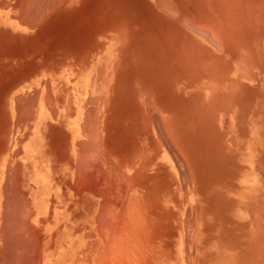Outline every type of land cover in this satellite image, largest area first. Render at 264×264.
<instances>
[{
	"label": "rangeland",
	"instance_id": "1",
	"mask_svg": "<svg viewBox=\"0 0 264 264\" xmlns=\"http://www.w3.org/2000/svg\"><path fill=\"white\" fill-rule=\"evenodd\" d=\"M134 1L128 3L126 9L112 12L116 19L103 20L117 25L95 28L96 56L103 51L110 54V59L101 65L110 73L95 75L94 90L81 104L86 113L81 125L84 132H75L76 124L69 122L55 126L31 124L39 131L32 133L29 143L23 147L24 152L31 163H36L38 150L61 151L62 163L68 168L61 177L64 192L61 197L58 190L52 188L47 192L49 197L46 196L47 183L50 185V180L45 179L48 175L31 172V192L39 195L34 198L37 210L43 211L48 205L47 214L40 223L43 232L39 236L27 232L31 238L23 230L33 223L31 202L27 204L31 214L27 221L14 217L15 222L12 218H9L10 223L5 220V230L12 232L6 231L8 237L0 235V256L5 255L0 258L5 262L14 256L15 264L24 262L29 247L37 238L38 264H43L46 251L57 247V241L51 243L52 246L47 243L48 237H51L49 242H53L62 229L71 234L81 229L85 232L89 214L94 212L96 217L100 208V212L105 210V203L108 209L109 205L114 208L123 182L133 178L136 168L142 165L151 167L153 173L142 175L143 180L138 177L137 184L133 183L131 196L138 198V213L142 218L139 221L143 225L135 232L130 231L135 235L139 231L131 247L138 255L143 253L142 257L148 258L147 264L166 244L173 250L175 264H264V0ZM183 22L189 26L184 24V27ZM59 106H62L59 111L71 110L66 96ZM2 127L3 124L1 130ZM3 130L6 132L5 148L14 149L22 143L28 124L11 122L4 124ZM90 140L93 150L87 146ZM78 145L85 148L79 151ZM89 151L94 157H88ZM81 154L94 158L95 162L84 159ZM81 157L84 160L81 161ZM78 158L81 163L87 162V167L90 163L97 164L99 170L93 173L97 169L94 165L89 172L78 167L79 164L76 173L74 167ZM100 170L105 178H101ZM97 173L100 180L104 178L107 183L99 181L106 191L100 192L101 185L99 191L98 181H90L95 187L90 182L87 183L89 187L86 186V175L94 180L97 176L93 174ZM75 175H79V181ZM118 176L119 180H124L121 179L120 191L115 188L119 180L114 178ZM75 182L78 187L84 183L85 188H76ZM90 184L96 188V194ZM13 191L16 192L14 188ZM165 200H168V207ZM56 210L63 211L61 220H54L51 212L57 214ZM0 223L1 227V220ZM13 225L22 226L20 231L28 236L23 233L22 238V232ZM47 226L52 228L50 234L45 233ZM108 233L110 239L114 233ZM16 236L22 242L18 239L17 242ZM69 236L64 237L62 246L65 248L70 245ZM23 239L26 240L23 242ZM76 239V242L80 240ZM14 241L16 253L12 250L14 246L11 247ZM180 244L184 249L177 254L182 247ZM20 249L26 252L25 256ZM122 260L123 264H128L124 263L123 255ZM114 261L117 264L119 260ZM142 262L136 259L132 264ZM159 264L166 263L159 261Z\"/></svg>",
	"mask_w": 264,
	"mask_h": 264
},
{
	"label": "crops",
	"instance_id": "2",
	"mask_svg": "<svg viewBox=\"0 0 264 264\" xmlns=\"http://www.w3.org/2000/svg\"><path fill=\"white\" fill-rule=\"evenodd\" d=\"M21 1L0 0L1 222H4L9 216L10 218L16 216H11V212L14 214L16 211L19 212L18 202L19 208L22 207V212H24L22 215L16 212L18 213L17 217L29 219L30 211H27V204L31 205L34 198L39 197L38 194L31 192L32 171L45 172L49 177L51 188L57 189L59 195L63 196L64 182L61 181V177H63L64 171H68V168L64 167L62 163L63 153L52 148L38 150V156H36L38 161L31 163L23 147L29 143L32 133L35 134L39 131L33 128L34 124L55 126L61 122H69L76 124L75 132L79 134L84 132L81 125L84 124L86 113L82 110L81 104L94 90L95 75L110 73V70L107 71L101 66L107 62V59H110V54L103 51V54L96 56L95 28L117 25L116 23H106L103 20L106 18L116 19V15H112V12L126 9L128 3L135 2L134 0ZM96 12H103V14L98 15ZM65 96L66 102L70 101L71 110L69 112L68 110L59 111V108L62 107L59 105L62 101L64 102ZM11 122L28 124V131L26 135H23L22 143L14 149L12 147L5 148L6 132L3 128L4 124ZM31 124L33 125L31 126ZM41 130L40 132H42ZM10 183L12 184V193L13 188L17 192L13 196L18 197L19 200L11 197L12 193L7 191L6 195L4 192V185L7 187L10 186ZM3 193H5V197H3ZM7 198L9 201L6 200ZM20 200L24 202H21V207ZM11 201H16V203ZM10 202L15 211L10 208ZM32 209L35 213V209ZM3 210L7 211L4 213ZM1 215L4 217V221ZM42 220L43 216L38 215L37 223H29L30 232H28H32L36 236L41 234L43 232V228L40 226ZM2 225L1 229L5 227L6 223ZM2 232L4 233L6 230L3 228L0 235L3 234ZM27 253L24 262L30 264L32 261L29 257L31 251L29 250ZM35 256L37 261L32 262L38 264L39 252H36ZM13 261L16 263L15 260ZM13 261L10 260V263ZM0 262L4 264L2 260ZM14 262L12 264H15ZM24 262L20 264H25ZM8 263L9 261L5 262V264Z\"/></svg>",
	"mask_w": 264,
	"mask_h": 264
},
{
	"label": "bare ground",
	"instance_id": "3",
	"mask_svg": "<svg viewBox=\"0 0 264 264\" xmlns=\"http://www.w3.org/2000/svg\"><path fill=\"white\" fill-rule=\"evenodd\" d=\"M31 1V0H30ZM58 1H60V0H58ZM163 1V0H162ZM161 1V3H163ZM168 1V0H167ZM167 1H164L165 3L167 2ZM21 2H24L23 0L21 1ZM43 2V1H42ZM57 2V1H56ZM160 2V1H159ZM26 3V2H25ZM29 3V2H28ZM169 3V2H168ZM24 4V3H23ZM22 5V4H21ZM161 5V4H160ZM163 6H164V4H162ZM161 5V7H163ZM166 5V4H165ZM172 4H170V6H171ZM158 7V6H157ZM165 7V6H164ZM168 8V7H167ZM172 8V7H171ZM165 11L167 10V9H164ZM170 10V9H169ZM172 10V9H171ZM168 11V10H167ZM172 13H173V10H172ZM173 14H175V13H173ZM34 16V15H33ZM171 16V15H170ZM174 18V17H173ZM42 21V20H41ZM183 25L185 24L184 22L182 23ZM185 25H187V24H185ZM185 25H184V27H185ZM189 25H187V27H188ZM123 28V27H122ZM192 28V27H191ZM193 29V28H192ZM191 29V30H192ZM190 30V31H191ZM195 30V29H194ZM193 30V31H194ZM204 30V29H203ZM192 31V32H193ZM197 31V30H196ZM200 30H198V32H199ZM204 31H206V30H204ZM198 32H195V33H198ZM202 33H203V31H201ZM194 33V32H193ZM122 34V33H121ZM205 34H207V33H205ZM203 35V34H202ZM199 36H200V34H199ZM122 37V36H121ZM208 37V36H207ZM217 45V44H216ZM238 66V65H237ZM245 73H246V71H245ZM244 76V75H243ZM35 97V96H34ZM34 99V98H33ZM19 103H21V102H19ZM29 103V102H28ZM86 104V103H85ZM26 105V104H25ZM20 107V106H19ZM24 108V107H23ZM25 112V111H24ZM89 114H91V113H89ZM85 116V115H84ZM96 119V118H95ZM20 120V119H19ZM95 121H93V123H94ZM91 123V122H90ZM86 124V123H85ZM96 124H94V126H95ZM93 127V126H92ZM156 128V127H155ZM95 129V128H94ZM96 131V130H95ZM93 134H94V132H92ZM169 134V133H168ZM90 139H91V136H90ZM92 139H94V138H92ZM75 141V140H74ZM94 142H95V140H93ZM172 141V140H171ZM170 141V142H171ZM88 142V141H87ZM90 142H92V140H90L89 141V143H87L88 145L87 146H91V144H90ZM79 143H82V142H79ZM78 143V144H79ZM90 144V145H89ZM96 144V143H95ZM94 144V145H95ZM84 145H85V143H84ZM79 146L80 145H78V148H79ZM86 146V145H85ZM96 146V145H95ZM175 146V145H174ZM92 147V146H91ZM91 147H90V149H91ZM166 147V146H165ZM168 147V146H167ZM85 147L83 146V149H84ZM94 148V147H93ZM96 148V151L98 150L97 149V147H95ZM175 148V147H174ZM80 149L81 148H79V151H80ZM83 149H81V150H83ZM86 149H88V150H90L89 148H87L86 147ZM171 149V148H170ZM91 150H93V149H91ZM176 150H178V149H176ZM84 151H86V150H84ZM99 151V150H98ZM33 152V151H32ZM79 153H81V152H79ZM83 153V152H82ZM92 153V155H89V154H91ZM94 153H96L95 152V150H94ZM179 153V152H178ZM80 155V154H79ZM87 155H88V157H90V156H93V152L91 151H89V153L87 152ZM87 155H85L84 157H83V154H81V156L84 158V159H86L87 160ZM78 156V155H77ZM81 157V161H82V158ZM86 157V158H85ZM94 157V156H93ZM175 158V157H174ZM183 158H184V155H183ZM83 159V160H84ZM88 159H90V158H88ZM180 159V158H179ZM80 159L78 158V162H76V163H78V164H76L75 165V172L77 173L78 172V167H80L81 166V168L82 169H86V170H89V172L91 171L90 169L95 165V163H93L94 165H91V163H90V165H91V167H89L90 165L88 164V167H87V165H85V163L87 164V162H85L84 163V161L81 163L80 161H79ZM94 161V158L93 159H90V161ZM177 160V159H176ZM92 161V162H93ZM184 161V160H183ZM80 162V163H79ZM95 162V161H94ZM175 162V161H174ZM185 162V161H184ZM83 163H84V165L86 166H84L83 165ZM88 163H89V160H88ZM180 163V162H179ZM80 164V165H79ZM77 165H79L78 167H77ZM83 166L85 167V168H83ZM94 167H97V169H94V172L93 173H96L97 172V170H99V168H98V165L96 164ZM180 167V166H179ZM81 168H80V170H81ZM87 168H89V169H87ZM101 169V168H100ZM85 170V171H86ZM92 170H93V168H92ZM96 170V171H95ZM183 170V169H182ZM136 171H137V173H135V175H134V173L132 174V176H134L133 178H128V180L126 179V181L125 182H123L124 183V186L122 185L123 183L121 182V179L119 180V176H118V178H114V179H117V180H119V182L117 183L118 184V186H117V184H115V181H113L114 182V184H115V188H118L117 190H121L122 189V186H123V189H122V191L121 192H119V194L121 193V195H119L120 196V198L118 199V198H116L117 200H119L118 202L119 203H117V200H116V202H115V200H114V203H113V199H112V197L114 196L113 195V193L114 192H112V197H110L109 199H110V201H112V203H113V205H114V208H113V206L110 208V205H109V209L110 210H113V209H115V211L113 210V212H111L107 207H108V205L105 203V205H107V206H105L104 205V203H102L103 205H104V207L103 208H105V210L107 211H105V210H103L102 209V211L100 212V210H101V208H100V206H99V216H97L98 215V213H96V217L94 216V212H93V210H89L90 212H93L92 214H89V216H88V220H87V226H86V231L84 232L83 231V229H81V230H78L76 233L77 234H75V233H69V231L67 230V229H62V231H59V234H57V236H55V238H54V240H53V242H49L50 241V239H51V237H48V241H47V243H54L55 241H57V247L55 248V249H49V247L47 248V250L48 251H52V252H48V251H46L45 253H46V255H45V257L44 258H46V260H43V264H71V261H72V264H111V262L113 261V263L115 262L114 260H116V261H118V263L117 264H123L122 262H123V260H122V255H123V259H124V263H128V264H132L133 263V261L134 260H136V259H138L139 261H141V260H143V262H142V264H147V261H148V258H143L142 257V255H143V253H141V254H137V252L135 251V250H133L132 249V245L135 243V240H134V236H136V238H137V235H138V233H139V231L138 232H136L137 234L135 235V231L136 230H138L139 229V227L141 228V226L143 225H140L141 224V220L140 219H142L141 218V215H140V213H138V198L136 197V195L134 196V197H132L131 196V192H132V189L134 188V186L137 184V179H138V177H141V179H139V180H143V178L145 177V174L147 175V176H150V175H152V169H151V167L149 168H146V167H144V166H139V167H137L136 168ZM74 172V173H75ZM87 172V171H86ZM86 172H84L83 171V173H85L86 174ZM92 172V171H91ZM101 173L102 171L100 170V171H98V173ZM181 172V171H180ZM81 173V172H80ZM97 173V175H95V174H93V176L95 177V176H97V177H95V178H93L94 180H89V179H91V178H89L90 176H92V173H90V174H88V172H87V174L88 175H90L89 177H88V175H86V178H85V180H87V182L85 183V184H87V183H89L90 181L92 182H95V181H103V179L105 178L104 177V175H102V174H100L101 175V178L102 177H104L102 180H100L101 178L99 177V174ZM115 173V172H114ZM104 174V173H103ZM113 174V173H112ZM116 174H118V173H116ZM12 175V174H11ZM142 175H144V177L142 176ZM46 176H47V174H46ZM75 176H77V175H75ZM79 176V175H78ZM78 176H77V179H76V181H79L80 179H78ZM113 176V175H112ZM115 177H117L116 175H114ZM113 176V177H114ZM181 176H182V174H181ZM80 178H82L83 177V174H81L80 176H79ZM84 177H85V175H84ZM9 178H10V176H9ZM44 178H45V176H44ZM48 178V176L45 178L46 180H48L49 181V179H47ZM89 178V179H88ZM97 178V179H96ZM99 178V179H98ZM180 178V177H179ZM185 178H187V177H185ZM44 179V181H46ZM75 179V178H74ZM73 179V180H74ZM113 179V180H114ZM182 179V181L184 180L183 178H181ZM82 180V179H81ZM89 180V181H88ZM186 180V179H185ZM184 180V181H185ZM83 182H84V179L82 180ZM82 181H80V182H82ZM122 181H124L123 179H122ZM134 181H135V185H133V183H134ZM7 182V181H6ZM90 182V183H91ZM103 182H105V181H103ZM112 182V181H111ZM110 182V183H111ZM122 184H121V183ZM12 183V182H11ZM10 183V186H12V184ZM46 183V182H45ZM106 183V182H105ZM182 184L184 183V182H181ZM180 183V184H181ZM5 184H7V183H5ZM14 184V183H13ZM83 184V185H82ZM84 183H80V185H79V187L81 186L82 188L84 187L85 188V185ZM92 184V183H91ZM90 184V186H94V183L91 185ZM98 183H96V185H97ZM102 184V182H99V191H100V187L102 186V188H103V185H101ZM107 184V183H106ZM113 184V183H112ZM8 185V184H7ZM45 184H43V186H44ZM47 185H48V187L47 188H49V190H47V188H46V190H45V192H46V196H48L49 197V193L47 194V192H49L52 188L51 187H49L50 185H49V183H47ZM74 185H75V187L76 188H79L78 187V185H77V182H75L74 183ZM101 185V186H100ZM109 185V184H108ZM120 185H122V186H120ZM5 186V188L6 189H9V186H7L6 187V185H4ZM17 186V185H16ZM87 187H89V184H87L86 185ZM93 186H92V188L91 189H94L93 188ZM106 186V185H105ZM120 186V187H119ZM80 187V188H81ZM95 187V186H94ZM98 187V185L96 186V188ZM110 187V186H109ZM109 187H107V189L109 188ZM155 187V186H154ZM12 188V187H11ZM76 188H75V190H76ZM83 188V189H84ZM95 188V189H96ZM101 188V189H102ZM111 188L113 189V187L111 186ZM115 188H114V190H115ZM120 188V189H119ZM5 189V190H6ZM83 189H82V191H83ZM90 189V190H91ZM94 189V193L96 194V190ZM98 189V188H97ZM104 189L105 188H103V190H101L100 192H102V191H104ZM110 189V188H109ZM151 189V188H150ZM154 189V188H153ZM79 190V189H78ZM78 190H76V191H78ZM114 190H111V191H114ZM10 193H12V189H9L8 190ZM54 192H55V190H53ZM76 191H75V193H76ZM87 191V190H86ZM98 191V193L100 194V192ZM105 191H106V189H105ZM5 193H7L6 191H4ZM51 192V191H50ZM58 192V191H57ZM80 192H81V190H80ZM91 192H93V190L91 191ZM116 192V191H115ZM150 192V191H149ZM5 193H3L4 194V196L3 197H5ZM14 193H16L17 194V192H14L13 191V193L12 194H10L11 195V197L13 196V194ZM20 193V192H19ZM53 193V192H52ZM56 193V192H55ZM107 193H111V192H108L107 191ZM77 194V193H76ZM98 194V195H99ZM124 194V195H123ZM134 194H135V192H134ZM15 195V194H14ZM50 195H51V193H50ZM98 195H95V196H98ZM104 195V194H103ZM108 195V194H107ZM107 195L105 194L104 196H106L107 197ZM123 195V196H122ZM148 195H151V194H148ZM156 195V194H155ZM20 196V195H19ZM109 196V195H108ZM116 196H118V194H116ZM115 196V197H116ZM121 196H122V198H121ZM11 197H9L10 199H11ZM14 197V196H13ZM100 197H101V195H100ZM103 197V196H102ZM106 197H104V199L106 198ZM150 197V196H149ZM152 197V196H151ZM9 198H7L6 200H8ZM14 198H16V197H14ZM18 198V197H17ZM17 198H16V200H17ZM21 198V200L22 201H24L23 199H22V197H20ZM114 198V197H113ZM142 198H144V196L142 197ZM83 199V198H82ZM101 199H103V198H101ZM104 199L103 200H101V202H103L104 201ZM4 200H5V198H4ZM12 200H15V199H13L12 198ZM18 200H19V198H18ZM20 200V207H21V201ZM106 200H108L107 198H106ZM9 201V200H8ZM37 200L36 199H34L33 201H32V208H34L35 209V213H34V211H33V214H32V222L33 223H37V217H38V215H46L47 214V207H48V205L45 207V209L43 210V211H38L37 210V202H36ZM109 201V200H108ZM3 202V201H2ZM12 203H16V201L15 202H13V201H11ZM11 202L9 203V205L11 206ZM101 202H100V204H101ZM127 202H129V205L128 204H126ZM5 203V202H4ZM7 203V202H6ZM19 203V202H18ZM18 203H17V208L19 209V212L18 211H16V212H18L19 214H21L22 215V213L24 212H22V207L21 208H19V205H18ZM22 203H24V202H22ZM111 202H109V204H110ZM111 203V204H112ZM116 203V204H115ZM164 203H166V206H167V203H168V200H165L164 201ZM8 204V203H7ZM101 204V205H102ZM132 204V205H131ZM3 205H5V204H3ZM2 205V206H3ZM16 205V204H15ZM24 205V204H23ZM102 205V206H103ZM24 207V206H23ZM70 207V206H69ZM168 207V206H167ZM12 210H13V208H12V206L10 207ZM25 208V207H24ZM23 208V209H24ZM27 208V207H26ZM113 208V209H112ZM140 208V207H139ZM4 209H6L5 207H4ZM9 209V208H8ZM28 209V208H27ZM117 210V211H116ZM7 211V210H6ZM5 210H3V212L5 213L6 212ZM13 211H15V210H13ZM27 211H29V209L27 210ZM54 211V210H53ZM109 211V212H108ZM147 211V210H146ZM11 212V211H10ZM15 212V217L14 218H16L17 217V213ZM21 212V213H20ZM56 212H57V214H54L53 212H51V214L53 215V218H54V220H61V218L63 217V215H64V213H63V211H62V213L61 212H58L57 210H56ZM11 213H13V212H11ZM109 213V214H108ZM113 214V215H110V214ZM26 214V213H25ZM28 214V213H27ZM62 214V216L59 218V216ZM146 214H147V212H146ZM3 215V214H2ZM1 215V217H2V219L4 218L3 216ZM13 215H14V213H13ZM31 215V214H30ZM23 216H24V214H23ZM5 218H6V215H5ZM9 218H10V216H9ZM9 218H7V222L10 220ZM18 218V217H17ZM24 219V221H25V217H23ZM20 219H21V217H20ZM47 219V218H46ZM3 220H5V219H3ZM12 220L15 222V220L12 218ZM140 220V221H139ZM13 221H12V223H13ZM23 221V222H24ZM26 221H27V218H26ZM138 221H139V223H138ZM6 222V221H5ZM7 222H6V225H7ZM16 222H18V221H16ZM146 222V221H145ZM148 222V221H147ZM4 222H2V224H3ZM9 223H10V221H9ZM8 223V224H9ZM18 223H21V222H18ZM25 223V222H24ZM142 223H144V221H142ZM185 223V222H184ZM1 224V223H0ZM17 224V223H16ZM27 224V223H26ZM5 225V226H6ZM20 225V224H19ZM130 225V226H129ZM132 225V226H131ZM3 225H1V227H2ZM14 227H16L15 225H13ZM24 226H26L25 224H24ZM54 226H55V223H54ZM185 226V225H184ZM1 227H0V233H1V230L4 228V230H5V227H3L2 229H1ZM20 227H22V226H19V228L18 227H16L15 229L16 230H18L19 229V231H20ZM7 228H8V226H7ZM6 228V229H7ZM26 228H27V226H26ZM28 228H29V225H28ZM27 228V230L25 229V227H24V229L23 228H21V230L23 229L24 230V232L25 233H27L28 231H29V229ZM13 228H11V230H12ZM107 229H109L110 231H109V233H108V231H107ZM143 229V228H142ZM8 230V229H7ZM6 230V231H7ZM14 230V229H13ZM15 230V232L16 233H20V232H22V233H20V236L21 235H23V230L22 231H20V232H18V231H16ZM26 230V231H25ZM51 230H52V228L49 226H47V228L45 229V233L46 234H50L51 233ZM113 230H114V232H113ZM130 230H133V231H130ZM185 230V229H184ZM10 230H8V233L9 234H11L10 232H12V231H10ZM67 231V232H66ZM141 231H143V230H141ZM15 232H13L14 234H15ZM30 232V231H29ZM111 232H112V234L114 233V234H116V237H115V235L113 234V236H110V239H108V237L107 236H109V235H107V233L108 234H110V235H112L111 234ZM3 233V232H2ZM6 235H7V233L6 232H4ZM3 233V234H4ZM25 233H24V236H25ZM35 233V232H34ZM144 233V232H143ZM3 234H1V236L3 235ZM8 234V235H9ZM28 234V233H27ZM26 234V236L25 237H27L28 235ZM67 234H69L70 236V245L68 246V248H65V247H63L62 246V243H63V241H64V237H66V235ZM183 234V233H182ZM6 235H4L5 237H6ZM8 235H7V237H8ZM16 235H18V234H16ZM33 235V234H32ZM185 235H186V233H185ZM13 236H15V235H13ZM20 236H18V237H20ZM30 236V235H29ZM36 236V235H35ZM39 236V235H38ZM52 236V235H51ZM3 237V236H2ZM6 237V238H7ZM11 238H12V235L10 236ZM22 237V236H21ZM20 237V238H21ZM24 237V238H25ZM31 237V236H30ZM111 237H113V240H111L112 238ZM16 238V239H15ZM23 238V237H22ZM21 238V239H22ZM32 238V237H31ZM76 238H78V239H80L79 241L83 244H80V242L79 241H77L76 242ZM186 238H187V236H186ZM5 239V238H4ZM3 239V240H4ZM8 239V238H7ZM14 239L17 241V236L16 237H14ZM28 239H29V237H28ZM140 239V238H139ZM2 240V241H3ZM12 240V239H11ZM26 239H23V242L25 241ZM33 240V239H32ZM32 240L30 241V242H32ZM109 240H111V241H109ZM185 240V239H184ZM187 240V239H186ZM1 241V240H0ZM18 241L20 242L21 240L20 239H18ZM17 241V242H18ZM29 241V240H28ZM27 241V242H28ZM33 241H35V240H33ZM140 241H142V239H140ZM4 242H6V243H8L7 241H4ZM4 242H2V244H4ZM10 242V241H9ZM22 242V241H21ZM74 243V242H76L75 243V246H71V243ZM153 242V241H152ZM6 243L4 244V246L6 245ZM29 243V242H28ZM35 244H32V246L31 247H33L32 249H31V247H29L30 249V251H31V254H30V256L29 257H31V259H32V261H37V260H35V255H36V252H37V246H38V242H37V238H36V242H34ZM12 244V243H11ZM14 244H17V243H15V241H14V243H13V245L11 246V247H13L14 246ZM183 244V243H182ZM9 245H10V243H9ZM8 245V246H9ZM19 245H21V244H18V246ZM22 245H23V243H22ZM26 245V244H25ZM29 245V244H28ZM74 245V244H73ZM186 245V244H185ZM2 246L3 245H1V249H2ZM3 246V247H4ZM51 246H52V244H51ZM80 246H81V248H80ZM182 245L180 244V247H181ZM17 246H14L13 248H12V250L14 251L15 249L17 250V248H16ZM22 247V246H21ZM28 247V246H27ZM186 247V246H185ZM8 248V247H7ZM6 248V249H7ZM24 248V247H23ZM38 248H40V241H39V247ZM79 248H80V250H79ZM163 248V250H161L159 253H157V255L153 258V259H151L150 260V264H159V261H162V262H165L166 264H175V262H173L172 261V255L174 254L173 253V250L170 248V246H169V244H166L165 245V247H162ZM19 249V248H18ZM22 249V248H21ZM20 249V251H22ZM25 250H26V246H25V248H24ZM183 246L180 248V250H178V251H176V253L177 254H179L181 251H183ZM4 250V249H3ZM8 250V249H7ZM79 250V251H78ZM186 250V249H185ZM0 251H2V250H0ZM24 251V250H23ZM23 251L21 252V254L22 255H24L25 256V254H26V252H25V254L23 253ZM7 252V251H6ZM5 252V253H6ZM15 253L16 252H18V251H14ZM14 252H12V254L14 253ZM40 252V251H39ZM53 252H54V254H53ZM76 252V253H75ZM2 254H3V252H2ZM18 254H20V253H18ZM79 254L80 255H82V257H79ZM111 254H113V260H111L112 259V255ZM1 255V254H0ZM14 255H16V254H14ZM40 255V254H39ZM4 256V258H5V255H3ZM3 256H0V257H3ZM6 256H7V254H6ZM9 256V255H8ZM12 256V255H11ZM17 256V255H16ZM144 256V255H143ZM12 257H14V256H12ZM12 257H11V261H13L12 260ZM18 257V256H17ZM20 257V256H19ZM26 257L27 256H25V258L24 259H26ZM34 257V258H33ZM3 258V259H4ZM8 258V257H7ZM16 258V257H15ZM23 258V257H22ZM119 258V259H118ZM1 259V258H0ZM34 259V260H33ZM2 260V259H1ZM23 260V259H22ZM29 261V260H28ZM31 261V263L32 264H34L33 262ZM186 261V260H185ZM2 262H3V260H2ZM6 262V261H5ZM5 262H4V264H5ZM9 262H10V260H9ZM14 262V261H13ZM19 262H21L20 260H19ZM23 262V261H22ZM15 263V262H14ZM18 263V262H17ZM25 264H28V263H26V262H24ZM30 263V262H29ZM30 263V264H31ZM0 264H1V262H0ZM9 264V263H8ZM10 264H12V262L10 263ZM19 264V263H18ZM115 264H116V262H115Z\"/></svg>",
	"mask_w": 264,
	"mask_h": 264
}]
</instances>
